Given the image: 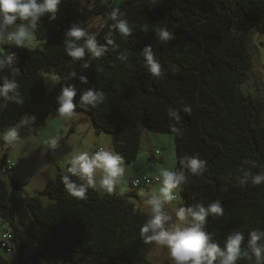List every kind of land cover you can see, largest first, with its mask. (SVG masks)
Segmentation results:
<instances>
[{
    "label": "trees",
    "instance_id": "1",
    "mask_svg": "<svg viewBox=\"0 0 264 264\" xmlns=\"http://www.w3.org/2000/svg\"><path fill=\"white\" fill-rule=\"evenodd\" d=\"M157 2L122 1L119 8L132 34L125 40L110 29L111 21H103L94 32L100 43L111 34L115 46L98 59L86 55L87 68L84 61H72L65 54V32L73 23L84 22L79 15L86 8L106 17L113 7L108 0H63L56 19L41 18L36 36L43 40L42 47L5 46L19 61L15 78L24 104L10 102L0 110V129L34 115V124L23 129L37 131L57 111L56 98L63 86L96 87L105 92V102L76 111L87 112L97 130L112 134L115 150L127 163L137 159L146 127L179 130L172 132L180 167L186 155L207 161L203 176L189 175L184 198L187 206L222 201L224 216L209 217L206 226L214 240L223 244L233 230L247 236L251 230L264 229V184L242 185L238 179L241 169L264 171V98L242 88L253 72L251 33H264V0ZM160 27H167L175 38L160 42L155 32ZM147 45L161 62L160 78L147 71L142 56ZM42 71L56 76L50 90L40 77ZM72 72L78 75L69 80ZM80 75L89 83H82ZM78 99L79 93L74 102ZM185 105L191 113L182 111ZM170 108L181 110L179 122L169 118ZM7 160L6 154L3 162ZM61 175L32 196L23 195L15 176L10 186L0 177V216L14 236L12 248L0 245L11 252L9 258L0 254V264H151L147 255L153 245L139 234L147 213L130 202L133 193L101 196L90 189L87 199L79 200L65 190ZM238 264L254 262L245 259Z\"/></svg>",
    "mask_w": 264,
    "mask_h": 264
},
{
    "label": "clouds",
    "instance_id": "2",
    "mask_svg": "<svg viewBox=\"0 0 264 264\" xmlns=\"http://www.w3.org/2000/svg\"><path fill=\"white\" fill-rule=\"evenodd\" d=\"M62 2L63 0H0V49H5V46L22 48L31 45L41 18L47 15L49 19H56ZM104 2L107 3V0ZM149 3L154 5L158 2L149 0ZM106 18L111 21L110 29L118 32L125 40L132 34L130 22L119 7H112L106 13ZM90 29L91 25L85 22L73 23L65 32L63 41L65 54L72 61H84V68L89 67L86 55L89 59H98L109 51L110 46H115L111 34L105 36L104 43H100L97 34ZM155 32L156 38L165 44L175 38L167 27L157 28ZM142 56L148 73L160 78L163 74L162 65L151 45L143 48ZM120 59L127 60L128 57L121 55ZM16 63V53L0 52V72L5 68L12 72V78L0 77L3 80L0 83V109L10 102L24 104L21 84L15 78L20 72ZM77 75L72 72L69 80L75 79ZM79 80L84 84L89 83L84 75H80ZM78 93L79 99L74 102ZM56 100L59 105L58 115L67 122L76 116L78 107L96 108L105 102L106 95L96 87L80 89L76 84H67L62 87ZM182 111L191 113L192 109L185 105ZM180 112V109L170 108L169 118L179 122ZM35 120L34 115H25L18 123L0 131L2 145L17 148L21 140V129L31 127ZM172 131L179 130L173 127ZM47 143L50 148H55L59 140L52 137ZM249 163L252 167L256 166L255 162ZM180 164L178 169L159 168L158 174L152 179L144 178V182L149 185L154 180L158 184L157 188L145 190L139 187V179L133 181V185L138 187V196L143 204L140 211L143 212L145 208L148 210L147 219L139 229L143 242L166 250L170 264H238V261L245 259L254 264H264V229L251 230L247 236L245 232L233 230L226 236L223 244L213 239L206 226L209 217L224 216L225 208L220 199L207 205L197 202L190 206H176L174 202L178 201L181 186L187 184L189 175L203 176L208 170L207 161L199 155L183 156ZM125 172L124 156L111 147H100L95 151L73 149L63 160L61 181L68 194L79 200L87 199L90 189L101 196H123L128 191L124 183ZM241 172L238 179L242 185L264 184V171L253 174L250 169H241Z\"/></svg>",
    "mask_w": 264,
    "mask_h": 264
},
{
    "label": "rangeland",
    "instance_id": "3",
    "mask_svg": "<svg viewBox=\"0 0 264 264\" xmlns=\"http://www.w3.org/2000/svg\"><path fill=\"white\" fill-rule=\"evenodd\" d=\"M108 1L112 3L113 7H119L124 0ZM79 17L87 25H91L90 30L92 32L98 30L103 21L106 22L107 20L105 16L93 15L87 8L84 9ZM42 45L43 40L35 36L34 41L27 48L35 49L42 47ZM0 52L6 54V47L5 49H0ZM250 52L253 61V72L250 73V82H245L242 88L245 93L264 98V33L253 30L251 33ZM16 61V67L19 68V61L17 59ZM9 75H12V72L8 68L0 72V77H9ZM40 77L44 80V84L49 90L57 81L56 76L49 71L40 72ZM256 78L258 83L254 82ZM2 82L3 80L0 79V83ZM2 130L0 129V131ZM52 137H56L59 140L55 148H50L47 143ZM2 144L3 141H0V177L10 186L11 177L15 176L22 184L24 196L38 194L45 188L50 179H55L60 173L62 174L63 160L71 150L95 151L105 146L115 150L112 134L97 130L90 115L84 111H76V116L67 122L56 111L46 119V122L37 131H29L22 128L21 140L17 148H7ZM6 154L13 164L10 170L3 162ZM154 154L155 159L151 160L150 157ZM163 167L180 168L175 133L146 127L142 134L137 159L131 163L125 161L124 183L128 187V191L125 193L134 194L129 200L137 209H141L143 204L138 196V187L133 185V180L142 177L153 178L158 174V169ZM139 187L150 190L151 188H157L158 184L153 182L151 185H141ZM117 191H119V188ZM174 203L176 206H180V204L187 206L184 198V185L181 186L178 201ZM144 212L147 213L148 210L145 208ZM7 228V221L0 216V229L4 230ZM0 254L6 258L11 256L10 250L1 247ZM147 259L151 264H170L166 250L154 245L149 251ZM59 264L67 263L60 261Z\"/></svg>",
    "mask_w": 264,
    "mask_h": 264
},
{
    "label": "built area",
    "instance_id": "4",
    "mask_svg": "<svg viewBox=\"0 0 264 264\" xmlns=\"http://www.w3.org/2000/svg\"><path fill=\"white\" fill-rule=\"evenodd\" d=\"M6 165L8 166V168H9V170L12 168V166H13V164L10 162V160L8 159L7 160V163H6ZM144 178L145 177H142V178H135L134 180H137V179H139L140 181H141V184L139 185V186H141V185H148V184H146L145 182H144ZM147 178H149V179H152V178H150V177H147ZM133 180V181H134ZM153 182H155L154 180H153ZM135 187H137V186H135ZM13 238H14V236H13V233H12V231H10V230H8V229H6V230H2V229H0V245L1 246H4V247H7V248H12V244H13Z\"/></svg>",
    "mask_w": 264,
    "mask_h": 264
}]
</instances>
